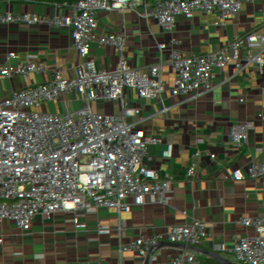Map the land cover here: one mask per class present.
<instances>
[{"label":"crops","instance_id":"obj_1","mask_svg":"<svg viewBox=\"0 0 264 264\" xmlns=\"http://www.w3.org/2000/svg\"><path fill=\"white\" fill-rule=\"evenodd\" d=\"M2 1L9 14H19L24 6L34 30V38L20 60L23 41L0 43V102L10 103L17 95L22 114L45 117L52 109L51 102L58 99L69 111L99 103L155 112L153 98L148 94L150 86L169 90L181 84L203 87L208 85L209 73L222 72L229 63L264 73V0H233L222 15L193 13L169 28L153 31L152 44L143 28L139 34L123 37L119 53L112 38L120 31L109 22L103 27L102 38L107 44L104 48L102 42L101 59L113 65L130 63L116 86L109 72L103 73L101 82L95 81L91 74L96 69L93 53L79 49L82 40L72 39L73 30L44 33V5L49 0ZM136 49L141 57L160 59L133 61L131 55ZM19 72L27 85L25 90L15 91L3 85L4 78H15ZM199 113L195 121L204 118L205 112ZM23 133L0 132V146L24 145ZM260 139H264V124L224 125L184 154L176 144L156 143L139 148L130 164H123L115 152H104L92 142L82 146L73 141L57 145L56 162L84 164L88 193L92 198L105 199L119 189V174L135 177L145 188L167 186L201 166L227 165L229 153ZM252 184L256 190L264 191V177ZM50 187L58 200L70 201L76 197L78 184L68 177L52 176ZM37 195L29 162L0 156V196L6 199L4 205L0 204V215L10 210L12 202L20 203L23 209L33 208ZM123 210L126 219H131L133 204L127 197L123 199ZM173 217L172 223L159 230L134 228L126 222L117 232L99 230L94 222L86 221L78 232H57L51 238L55 244L77 247L84 239H97L99 247L85 251L107 250L103 254L107 264H188L192 256L205 252L214 254L209 264H250L253 258L264 256V207L239 212L229 204L219 206L214 199L197 205L189 192L182 200L174 201ZM41 234L36 228L24 227L17 233L5 234L1 241L32 243Z\"/></svg>","mask_w":264,"mask_h":264},{"label":"built area","instance_id":"obj_2","mask_svg":"<svg viewBox=\"0 0 264 264\" xmlns=\"http://www.w3.org/2000/svg\"><path fill=\"white\" fill-rule=\"evenodd\" d=\"M178 1L49 0L44 5V33L51 35L54 32L73 30L72 39L75 37L82 40L79 49L93 53L96 69L91 74L95 81L101 82L103 73L109 72L115 79L113 86H116V81L130 63L113 65L101 59L103 27L124 14L135 12L152 44L153 31L169 28L187 19L190 12L199 8L198 3L180 8ZM205 25L206 23L202 24ZM33 38L34 30L24 6L19 14H9L0 0V43L23 41L20 60ZM131 57L133 61L140 63L160 59L141 57L138 49ZM221 74L226 76L225 71ZM3 85L15 91L27 88L21 72L15 78H4ZM201 101L206 102L205 115L201 121L171 126L166 122L168 114L164 109L160 119H146L142 129L136 130H122L119 123L107 120L104 106L99 103L69 111L63 107L61 100H54L50 104L51 111L44 117L20 113L17 95L10 103L0 102L1 125L24 130L23 138L26 140L22 146H0V156L28 161L38 188L33 208L23 209L20 203L12 202L10 210L0 215V264H107L103 258L107 250L98 249L93 253L85 251L98 248L99 240L84 239L78 247L58 245L52 242V235L57 232H78L86 221L94 222L102 231H120L126 222L134 228L149 227L150 230H159L172 223L174 201L182 200L189 192L193 193L197 205L214 199L219 206L229 204L239 212L264 207V191L256 190L252 184L254 180L264 177V139L229 153L225 166H201L185 178L167 186L145 188L135 177L119 174V189L105 199L92 198L88 193L84 164L56 162L59 143L76 141L83 146L92 142L104 152H115L123 164H130L139 148H150L156 143L176 144L184 154L198 147L204 137L213 135L224 125L264 124V101L244 109L227 110L219 106L215 98V87L208 85H187L180 88L175 93L172 105L198 114ZM52 176L75 180L78 184L76 197L70 201L58 200L50 187ZM216 177L219 181L215 182ZM240 182L245 185L240 186ZM123 185H126L125 189ZM125 197L133 204L131 219H126L123 210ZM5 203L6 199L0 196V204ZM24 227L40 230L41 237L25 244H7L1 241L5 234L17 233ZM213 258V252L196 254L188 264H209ZM250 264H264V256L253 258Z\"/></svg>","mask_w":264,"mask_h":264},{"label":"trees","instance_id":"obj_3","mask_svg":"<svg viewBox=\"0 0 264 264\" xmlns=\"http://www.w3.org/2000/svg\"><path fill=\"white\" fill-rule=\"evenodd\" d=\"M195 3L199 4V8L188 14L190 17L193 13H206L209 16L222 15L226 13L227 8L233 3V0H179L180 8L191 6ZM187 17V18H188ZM186 20V19H185ZM116 25V29L120 33L112 38L115 42L116 51H121L120 41L125 35L139 34L143 30V24L140 17L135 12L124 14L111 21ZM111 39V40H112ZM109 41V39L107 40ZM107 42H103L106 48ZM226 76H222V72L209 73L207 76V84L209 87H215V98L219 106L227 110H238L255 106L257 103L264 101V73L245 67L237 63H229L225 66ZM186 87V84L179 85L174 90L156 89L152 86L148 88V94L152 96L156 106L155 112H147L144 110L132 111L126 110L119 105H103L107 120L116 121L122 130L142 129L146 119L158 120L162 116V111H167L166 122L171 126H179L182 124L192 123L196 120L197 114L170 105L175 100V93ZM166 96V100L163 98ZM171 100V101H170ZM169 104V105H168ZM206 108V102H200V115H203ZM2 109L0 107V116ZM16 130L19 133L24 132L22 129H14L3 127L0 123V132Z\"/></svg>","mask_w":264,"mask_h":264}]
</instances>
